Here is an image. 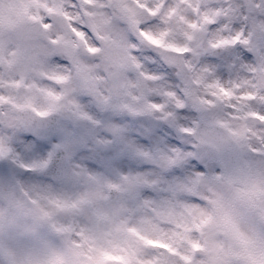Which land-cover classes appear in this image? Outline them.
<instances>
[{
  "label": "clouds",
  "instance_id": "9594fccd",
  "mask_svg": "<svg viewBox=\"0 0 264 264\" xmlns=\"http://www.w3.org/2000/svg\"><path fill=\"white\" fill-rule=\"evenodd\" d=\"M0 264H264V0H0Z\"/></svg>",
  "mask_w": 264,
  "mask_h": 264
}]
</instances>
